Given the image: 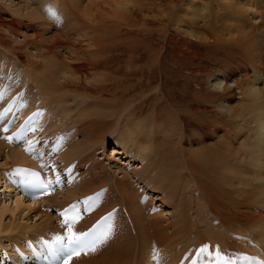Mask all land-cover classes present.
I'll return each mask as SVG.
<instances>
[{
	"label": "bare ground",
	"instance_id": "6f19581e",
	"mask_svg": "<svg viewBox=\"0 0 264 264\" xmlns=\"http://www.w3.org/2000/svg\"><path fill=\"white\" fill-rule=\"evenodd\" d=\"M43 1L14 11L20 20L0 8V48L21 60L23 72L33 75L29 88L53 98L63 117L78 112L75 139L61 159L90 162L88 179L63 201L108 184L111 204L126 206L135 232L76 264L140 262L152 237L172 256L185 241L235 245L230 232L255 238L264 254V0ZM132 72L143 78L125 84L121 75ZM140 85L147 88L143 97L131 101ZM108 140L142 164L143 173L132 175H142L144 186L176 211L174 221L161 220V211L145 215L129 177L118 180L95 164L90 152ZM1 159L5 189L17 187L5 173L27 157L0 139ZM12 202L15 211L25 203L17 195ZM25 205L42 229L17 219L8 239L20 237L8 247L29 230L46 235L44 228L58 224L36 203ZM8 206H0V218ZM6 230L0 221V233Z\"/></svg>",
	"mask_w": 264,
	"mask_h": 264
},
{
	"label": "rangeland",
	"instance_id": "374dc122",
	"mask_svg": "<svg viewBox=\"0 0 264 264\" xmlns=\"http://www.w3.org/2000/svg\"><path fill=\"white\" fill-rule=\"evenodd\" d=\"M40 1L41 0H34L33 2H32V0L30 1V0H28V1H26V0H0V8H3V9H5V10H7V12H8V14L10 15V16H12V17H14V18H16V19H19L20 20V18L21 17H19V16H16V14L14 15L13 13H14V11H16V10H18V11H20L22 8H24V7H31V8H33V9H37V8H39V6H40ZM45 1V0H44ZM43 1V2H44ZM30 2V3H29ZM35 2V3H34ZM39 2V3H38ZM32 4V5H31ZM8 5V6H7ZM10 5V6H9ZM38 5V6H37ZM9 7H11V8H9ZM35 7V8H34ZM13 14V15H12ZM249 15H251L250 13H249ZM3 16H4V18H11L10 16H7L6 14H3ZM25 19H22L21 21H24ZM25 22H27V21H25ZM49 32V31H48ZM46 33V35H45V39H46V37H47V39H49V38H51L52 37V35L54 34V30L53 29H51L50 30V32L49 33ZM53 33V34H52ZM50 35V36H49ZM19 39H22V36H19ZM22 40H20V42H21ZM0 50L2 51V54L0 55V62H3L4 61V59H10L11 57H14V58H16V55L14 56V55H12V54H10V53H8V52H6V51H4L3 50V48H0ZM1 57H4V59H2ZM21 59H23V58H21ZM19 61V63L21 64V60H18ZM138 66H139V68L140 67H142V65L140 64V62L137 64ZM128 67H130V66H126V68H128ZM131 68V67H130ZM24 71V70H23ZM136 72V71H135ZM134 72H132V73H130V74H126V76H124V74L123 75H121V77H122V79H123V82L125 83V84H128V85H136L137 84V82H138V80L141 78H143V77H141V76H139V77H133L132 76V74H133ZM21 74H22V72H21ZM23 74L24 75H27L28 77H29V79H30V76H31V78H33V75H31V74H28V72L25 70V72H23ZM140 79V80H141ZM29 81H31L30 83H32V80H29ZM12 85L13 86H15V82H12ZM31 86V84H28V86ZM29 86V87H30ZM33 86V85H32ZM146 86L145 85H140V86H138L137 87V90H138V92H135V93H133L131 96H130V100L131 101H135V100H138L139 99V96L140 95H142V97H143V95H144V91L147 89V88H145ZM55 100H57V99H55ZM34 100L32 99V102H33ZM73 109V108H72ZM70 111H71V108H70ZM69 110H68V112H70ZM71 113V112H70ZM145 114H142L141 116H140V118L141 119H143V116H144ZM78 116L76 115V118H77ZM74 122H75V119H74V121H73V123L72 124H74ZM82 137H80V140H82L81 139ZM125 145V147H132V146H130V144H128V143H125L124 144ZM99 146H95V148H93V153H92V151L90 152V153H92L93 154V156H94V158H95V156H96V158L98 159V160H96L95 159V164H97V162H101V164H103L104 166L106 165L111 171V173L112 174H114L113 176L116 178V179H118V180H121L122 179V176H128V177H132V176H134V175H132V172L133 171H137L139 174L140 173H143V169L141 168V165L142 164H140V162H138V161H135L134 159H133V162H134V164H133V169H131V172L129 171V172H125L124 170H123V168L120 166V164H122L121 162L123 161V159L125 158V156L126 155H124L123 154V149L122 148H120L119 147V149H117V146H116V143H115V141H114V145L112 146V150L110 149V147H111V142H109V141H107V143L105 144V146L104 147H99ZM116 149V150H115ZM4 154H5V151L3 152ZM96 153V154H95ZM125 161V160H124ZM126 161L127 162H131L132 160L130 159V158H126ZM125 161V162H126ZM145 160L143 159V162H144ZM99 162V163H100ZM126 162V163H127ZM0 163L1 164H4L5 163V159H1V161H0ZM148 163V162H147ZM132 164V163H131ZM5 170H9V167H6V168H4ZM145 174V173H144ZM140 177H142V175H138V179H140ZM6 179V178H5ZM0 182H2V183H0V192H1V195H0V206H2V204H3V202H6V203H9V206H8V209L7 210H5L4 211V217H3V215H2V217L0 218V221H1V224H3V226H5V228L7 229L6 231H4V232H2L1 231V233H0V244H3V245H8L9 244V242L10 241H14V240H16V241H18L17 239L20 237H17L18 236V234L19 233H21V232H17V235H16V237L17 238H13L14 240H12V238L11 239H8V238H10V237H15V235H12L11 236V232L9 231L11 228H12V226H11V224H13L14 225V223L16 224V225H19L16 221H17V219L18 220H21V218H22V220L23 221H25V222H23L22 221V224H28L29 226H31V225H33V224H36V225H41V227L40 228H38V229H42V222H40V219H38V216H36V213H35V211H29V209L26 207V205L25 204H28L29 202H27V201H24L25 203H23L22 205H20V206H22V208L21 209H19L20 208V206L18 207V209H16L17 211H15V210H13V206H14V204H13V202H12V200L14 199V197L17 195L18 196V193H17V191L14 189L15 187L13 186V187H10L8 190L7 189H5V187H4V185H5V181L4 180H2L1 178H0ZM144 187H146V186H144ZM12 188V189H11ZM10 190V191H9ZM151 191V190H150ZM151 193H152V191H151ZM15 195V196H14ZM155 195V194H154ZM162 196V195H161ZM154 199H157L156 198V196L154 197ZM157 200H159V199H157ZM197 200V199H196ZM161 201V200H160ZM159 204V203H158ZM159 205H161V214H162V216H163V218H160L161 220H167V222L168 223H171L172 221H174V220H171L172 218H171V216H173V214H175L176 213V211H171V210H169V209H167L166 208V206L161 202ZM162 205H163V208H162ZM9 207H10V210H9ZM24 207H26V208H24ZM26 209V210H25ZM9 211V212H8ZM14 211V214L15 215H13L12 214V212ZM159 211V212H160ZM34 212V213H33ZM159 212H157V213H159ZM199 214H202V210H199L198 211V213H193V215H192V222L193 223H197V224H199L198 223V215ZM18 217V218H17ZM194 217V218H193ZM205 216L203 215V218H204ZM29 218V219H28ZM197 218V219H196ZM12 219H14V221L12 220ZM194 219V220H193ZM202 219V218H201ZM27 220V221H26ZM196 220V221H195ZM203 220V219H202ZM11 222V223H10ZM6 224L8 225V226H6ZM10 225V226H9ZM216 226H218V223L215 225L214 224V226H213V228H216ZM7 227H9V228H7ZM14 228V227H13ZM205 228H206V226L205 225H202L201 226V229L202 230H205ZM36 230H34V231H32V230H29L28 232H25V234H27V233H29V234H35L36 232H35ZM14 233H16V232H13L12 234H14ZM23 233V232H22ZM21 233V234H22ZM2 234V235H1ZM8 234V235H7ZM10 235V236H9ZM30 239L33 237V235L31 236V235H29L28 236ZM23 238V237H22ZM20 240V239H19ZM2 241V242H1ZM9 241V242H8ZM10 252H13V250H12V248L10 249V251L8 252V254L10 253ZM11 254V253H10ZM2 257V254H0V258ZM32 262H30V264H31ZM29 264V263H28Z\"/></svg>",
	"mask_w": 264,
	"mask_h": 264
}]
</instances>
